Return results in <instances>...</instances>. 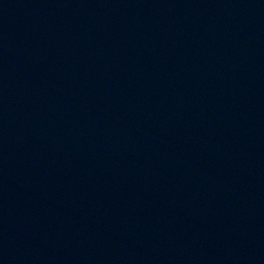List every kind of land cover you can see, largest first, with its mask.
<instances>
[{
  "label": "water",
  "instance_id": "obj_1",
  "mask_svg": "<svg viewBox=\"0 0 264 264\" xmlns=\"http://www.w3.org/2000/svg\"><path fill=\"white\" fill-rule=\"evenodd\" d=\"M0 264H264V0H0Z\"/></svg>",
  "mask_w": 264,
  "mask_h": 264
}]
</instances>
